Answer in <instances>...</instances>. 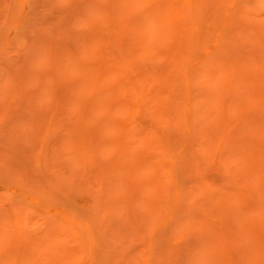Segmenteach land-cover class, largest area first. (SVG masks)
Instances as JSON below:
<instances>
[{"label":"rangeland","instance_id":"rangeland-1","mask_svg":"<svg viewBox=\"0 0 264 264\" xmlns=\"http://www.w3.org/2000/svg\"><path fill=\"white\" fill-rule=\"evenodd\" d=\"M0 264H264V0H0Z\"/></svg>","mask_w":264,"mask_h":264}]
</instances>
